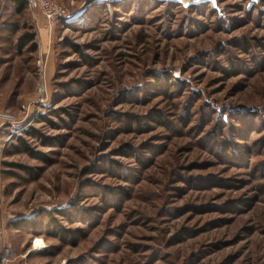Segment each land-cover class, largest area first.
Here are the masks:
<instances>
[{
    "label": "rangeland",
    "instance_id": "1",
    "mask_svg": "<svg viewBox=\"0 0 264 264\" xmlns=\"http://www.w3.org/2000/svg\"><path fill=\"white\" fill-rule=\"evenodd\" d=\"M55 1L69 19L42 37L37 6L16 15L0 0L17 28L0 48L14 252L31 264H264V0ZM31 27L37 49H19ZM21 219L36 232L11 226Z\"/></svg>",
    "mask_w": 264,
    "mask_h": 264
},
{
    "label": "crops",
    "instance_id": "2",
    "mask_svg": "<svg viewBox=\"0 0 264 264\" xmlns=\"http://www.w3.org/2000/svg\"><path fill=\"white\" fill-rule=\"evenodd\" d=\"M14 5L13 2L10 0L9 5ZM9 7V6H8ZM13 13L14 10L12 9ZM12 13V12H11ZM10 13L5 14L2 20H0V48L3 45V42L6 39V31L9 29V24L13 22V16H10ZM18 15V14H16ZM11 19V20H10ZM35 23L38 27V31L40 36L46 37L50 35V32L45 27V18L41 11L36 14ZM9 130H4V133H7ZM1 149V146H0ZM2 183L1 175H0V184ZM2 197V189L0 185V198ZM10 225L6 224L4 211L2 207V203L0 200V264H31L30 259L32 256L30 253L26 251H22L20 253H16L13 250L15 243L10 241L11 239V230ZM14 231V229H13ZM31 256V257H30Z\"/></svg>",
    "mask_w": 264,
    "mask_h": 264
},
{
    "label": "trees",
    "instance_id": "3",
    "mask_svg": "<svg viewBox=\"0 0 264 264\" xmlns=\"http://www.w3.org/2000/svg\"><path fill=\"white\" fill-rule=\"evenodd\" d=\"M10 1V0H9ZM13 2V10L15 14L18 15H22L24 14L27 10H30L29 7V1L28 0H11ZM15 26L13 24H9V29L10 31L14 30ZM17 30V28H15ZM36 32H34V28H28V30H26L23 34H21L18 37L17 40V47L19 49H23L24 47H28L31 50H36L37 46H38V42L36 40ZM26 134L28 135H36V132H32V131H27ZM17 140V144H16V148L19 149V147H23V149L29 153H33L31 147L29 146L28 142L25 140V138H23L22 136H18L16 138ZM34 155H39L41 156L42 154L40 153H34ZM19 168L22 169H26L23 166H18ZM11 226L18 229V230H22V231H30V232H36V230H34V226H35V222H33L32 220L29 221L27 219H21V220H13L10 222ZM40 254L45 255V252H41Z\"/></svg>",
    "mask_w": 264,
    "mask_h": 264
},
{
    "label": "built area",
    "instance_id": "4",
    "mask_svg": "<svg viewBox=\"0 0 264 264\" xmlns=\"http://www.w3.org/2000/svg\"><path fill=\"white\" fill-rule=\"evenodd\" d=\"M29 7L31 8L33 5L37 6L41 13L45 18V27L48 29L50 34L53 33L56 24L62 20H68L69 15L64 7H62L55 0H28ZM15 124L14 118L6 113L0 112V130L3 126L13 125ZM15 127L10 129L9 131H13ZM21 130V129H20ZM19 130V131H20Z\"/></svg>",
    "mask_w": 264,
    "mask_h": 264
},
{
    "label": "bare ground",
    "instance_id": "5",
    "mask_svg": "<svg viewBox=\"0 0 264 264\" xmlns=\"http://www.w3.org/2000/svg\"><path fill=\"white\" fill-rule=\"evenodd\" d=\"M43 247V242L40 239H36L34 242V248L35 249H41Z\"/></svg>",
    "mask_w": 264,
    "mask_h": 264
}]
</instances>
